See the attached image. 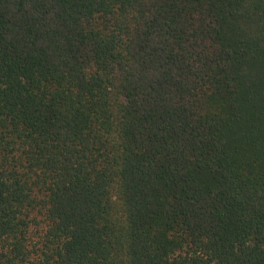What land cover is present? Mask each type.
I'll return each instance as SVG.
<instances>
[{"label": "trees", "instance_id": "trees-1", "mask_svg": "<svg viewBox=\"0 0 264 264\" xmlns=\"http://www.w3.org/2000/svg\"><path fill=\"white\" fill-rule=\"evenodd\" d=\"M0 264H264V0H0Z\"/></svg>", "mask_w": 264, "mask_h": 264}]
</instances>
